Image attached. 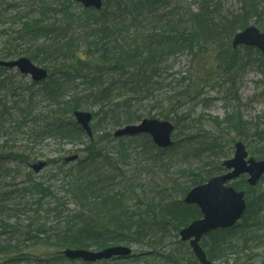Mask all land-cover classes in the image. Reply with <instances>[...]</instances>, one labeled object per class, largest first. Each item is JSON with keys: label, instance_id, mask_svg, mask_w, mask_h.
I'll return each instance as SVG.
<instances>
[{"label": "trees", "instance_id": "trees-1", "mask_svg": "<svg viewBox=\"0 0 264 264\" xmlns=\"http://www.w3.org/2000/svg\"><path fill=\"white\" fill-rule=\"evenodd\" d=\"M45 1L41 0L40 9L31 18L22 15L16 5L8 6L12 13L9 19L13 22L12 28L0 31V41H3L0 45V59H15L26 55L31 61L50 71L49 78L36 94L30 95L27 104L30 112H33V108H36L33 97L40 95L44 100L58 104V109L51 117L37 115L30 124L36 126L32 129L33 134L37 129L41 137L51 136L62 142L85 136L77 123L61 118L65 113L74 114L77 110L95 107L92 112L97 124L93 126V131H98L99 126L111 118L118 121L115 123L116 127L133 122L135 114L127 106L128 102L123 104L122 100L117 103L112 99L113 85L106 84V76L118 75L124 89L130 87V98L150 97L161 86L158 82L160 72L169 57L183 51L191 54L201 51L209 42H221L215 60L219 64L218 69L228 70L237 65L235 60L239 54L231 48V39L237 32L248 27L254 18L257 19V24H260L261 18L264 19V6L262 11L259 8L264 0H244L245 12L238 18L216 14L220 11L219 1L204 0L198 13L187 11L186 20L178 12V6L167 10L169 0H107L101 12L83 10L70 0H54L55 3L51 6ZM112 4L113 11L110 12ZM73 7L80 8L81 12L76 13ZM211 7L217 17L214 21L210 18ZM126 10L137 18L116 32L109 25L110 19H119L117 11ZM73 27L82 30L84 37H77L76 33L67 37L68 30ZM21 43H24L25 48L22 51L19 50ZM246 51L254 52L250 48H246ZM255 53L262 62L260 52L256 50ZM5 72L7 70H0V96L9 88ZM36 87L37 84L34 83L29 91ZM80 88H85V92H80ZM66 90L73 91L74 95L68 97ZM174 106L175 104H168L167 108ZM7 108L9 109L8 105L0 100V135L7 132L3 125ZM163 119L168 117L164 116ZM25 120L28 118L25 117L22 121ZM234 121L228 118L226 123L233 124ZM215 123L220 125L218 119ZM230 127L236 132L233 125ZM109 137L111 141L112 135ZM104 141H107L104 137L96 138L94 135L93 138H88L83 151L86 154L84 159L69 168L55 165L58 167L57 173L54 172L51 177L58 180L59 175H62L60 190L66 196L52 191V188L45 187L34 178L28 181V189L37 197L32 206H36L38 221L37 227L31 224L26 230H22L23 236L20 238L32 246H48L56 250L55 257L34 259L35 262L77 264L65 260L62 250H104L119 245L144 244L155 255L143 257L144 260L140 255L127 263L112 261L103 264H198L189 246L180 243L187 247L180 246L166 253L163 245L168 227L178 234L189 223L201 218L200 211L194 206H186L182 200L163 202L136 195L135 189L131 190L121 183L120 177L114 173L117 167L111 166L113 158L106 155L108 149ZM168 152L170 150L160 151V154ZM200 152V149H196L195 153ZM255 155L264 159V151ZM217 170H221L219 165ZM216 173L217 171L208 172L206 177L199 174L193 185L204 184ZM263 183L264 178L255 188H249L244 180L234 184L238 190L247 192V212L241 223L231 230L213 232L203 241L202 245L211 261L222 256L240 258L264 245V189H260ZM188 190L187 188L186 194ZM7 227H3L5 234ZM208 242L210 244L207 245ZM15 243L14 246L11 243L1 244L0 255L9 257L22 254L29 262L36 256L32 252L19 253L21 241ZM182 249H187L185 254H188V258L181 254Z\"/></svg>", "mask_w": 264, "mask_h": 264}, {"label": "rangeland", "instance_id": "rangeland-1", "mask_svg": "<svg viewBox=\"0 0 264 264\" xmlns=\"http://www.w3.org/2000/svg\"><path fill=\"white\" fill-rule=\"evenodd\" d=\"M106 1L104 0V3ZM215 1L220 3V11L216 14L221 16L238 18L245 12L244 0ZM45 2L48 6L55 3L54 0ZM169 2L167 10L178 6V12L184 15L185 20L188 19L187 11L191 10L196 14L204 4V0H169ZM10 4L16 5L22 15L31 18L32 14L40 9L41 0H0V31L12 28L13 21L9 19L12 14L8 7ZM113 5L110 7V12L113 11ZM263 6V3L259 4L261 11ZM73 10L78 14L81 12L78 7H73ZM117 13L119 19L112 18L109 24L116 32L121 31V28H125L129 21H135L137 18L128 10L117 11ZM214 16L215 10L211 7V21H214V18L217 19ZM255 23H257L256 18L250 24ZM255 25L264 32L263 18L260 24ZM82 32L79 28L73 27L70 31L68 30L67 37L74 36L75 33L77 37H84ZM209 43L201 51H194L192 54L183 51L169 57L160 72L161 77L158 82L161 86H158L159 88L150 97L130 98L132 97L130 87L124 89L118 75H108L105 78L107 85H113L112 99L117 103L122 100L123 104L128 102L127 106L129 105L135 116L131 124H123L121 127H116L115 123L118 121H113L111 118L110 121L99 126L98 131H94L95 137H104L107 140L104 141L108 149L106 155L113 158L111 166L117 167L114 173L120 177L121 183L131 190L135 189L136 195L140 197L147 196L148 199L163 202L182 200L186 196L187 188L190 190L195 187L193 185L195 177L199 174L206 177L205 174L211 171H217L214 176L224 173L221 170L219 172L217 166L221 168L223 162L234 156V145L239 141L248 148L252 158L257 161L263 160L262 157L255 155L264 151V66L260 62V57L255 52H248L246 48L239 47L234 50L239 52L235 60L237 65L228 70H220L215 55L221 42ZM1 44L3 41H0ZM19 45H21L20 51L25 49L24 43ZM41 67L44 68V66ZM4 77L9 88L6 92H2L0 100H3L9 109H5V123H3L7 132L0 135V231L3 233V227H8L6 234L3 233L0 236V246L9 245V243L14 246L15 242L20 240L22 244L20 243L19 253L32 252L36 256L29 262L23 258L22 254L9 258L0 255V264H45L43 261L35 262L34 259L55 257V248L35 247L31 243L23 242L24 239L20 238L23 236L22 230H26L31 224L37 227L38 221L36 206H32L37 197L28 189V181L34 178L45 187L52 188V191L66 196L67 194L60 190V185L63 183L62 175H59L58 180L52 179L51 175L54 172L57 173L59 165L69 168L75 164L73 162L67 164L65 159L79 156L77 161L79 162L86 157L83 151L88 142V136L85 134L74 141L62 142L59 138L51 136L41 137L37 129L33 134L32 129L36 126L31 125L30 122L35 120L37 115L51 117L58 109V104L35 95L33 98L36 108L30 112L27 102L30 100V95L36 94L35 92L41 86L29 91L33 85L31 78L20 75L16 70L6 72ZM79 91L85 92V88H80ZM66 95L72 97L74 94L73 91L66 90ZM168 104H175V106L167 108ZM93 109L84 111H93ZM164 116L168 119H163ZM25 117L28 120L22 121ZM61 118L75 122L73 114L65 113L61 115ZM228 118L234 119V123H226ZM144 119L171 122L176 130L172 139L174 143L176 141L175 148L168 153L160 154L155 144L150 138L151 142L148 141L145 136H132L121 138V140L114 137L118 129L138 125ZM216 119L220 121V125H216ZM96 124L94 120L92 126ZM231 125L236 128V132L230 127ZM196 149H200L201 152L196 154ZM40 162H45L47 168L37 174L32 167ZM55 165L58 167L56 168ZM106 171L109 172V170ZM240 179L231 184L240 182ZM243 179L246 180L247 177ZM260 189H264V183ZM167 232L163 245L164 252H172L180 246L187 247L180 245V243L185 245L186 243L180 241V236L171 227H168ZM130 247L133 248L134 256L142 255L143 260L145 259L143 257L150 258V254L155 255L144 244ZM181 252L188 258V254H185L187 249H182ZM235 258V256H222L214 262L215 264H234ZM236 259L235 264H261L264 261V245ZM117 262L127 263L129 260ZM77 264L83 263L77 262Z\"/></svg>", "mask_w": 264, "mask_h": 264}, {"label": "water", "instance_id": "water-1", "mask_svg": "<svg viewBox=\"0 0 264 264\" xmlns=\"http://www.w3.org/2000/svg\"><path fill=\"white\" fill-rule=\"evenodd\" d=\"M86 9H103V0H72ZM239 46H248L258 48L263 55L264 60V34L256 27L245 29L239 33L233 40V49ZM9 69L17 68L21 74L29 75L33 82L41 83L47 78L48 72L36 67L26 58L17 61L0 62V67ZM76 122L81 126L83 131L89 137H93L91 123L93 115L88 112H78L75 114ZM174 132L173 126L167 121L159 120H144L140 125H131L115 133L116 139L121 137H132L135 135L147 134L151 136L152 141L160 149H167L173 145L171 135ZM236 153L234 159L225 162L223 166L227 170H234L227 175L215 177L209 180L208 184L198 186L188 192L184 203L192 206H197L202 218L199 221H194L188 228L183 229L179 236L183 242H189L192 247L194 256L197 257L200 264H214L208 259L200 241L212 231L219 229H230L235 226L246 212L247 204L244 200L245 192L239 193L233 187H226L230 180L239 178L242 174L249 176L248 184L251 187L256 186L264 175V160L257 162L254 158L248 159V152L242 142L235 145ZM78 157H70V161H77ZM45 168L44 163L38 164L34 171L36 173ZM132 255V249L129 247L115 246L106 248L103 251H88V250H65L64 256L69 260H81L88 263L97 261L110 260L112 258H127Z\"/></svg>", "mask_w": 264, "mask_h": 264}, {"label": "flooded vegetation", "instance_id": "flooded-vegetation-1", "mask_svg": "<svg viewBox=\"0 0 264 264\" xmlns=\"http://www.w3.org/2000/svg\"><path fill=\"white\" fill-rule=\"evenodd\" d=\"M9 257H10V256H9ZM9 257H8V258H9ZM8 263H10V261H9Z\"/></svg>", "mask_w": 264, "mask_h": 264}, {"label": "bare ground", "instance_id": "bare-ground-1", "mask_svg": "<svg viewBox=\"0 0 264 264\" xmlns=\"http://www.w3.org/2000/svg\"><path fill=\"white\" fill-rule=\"evenodd\" d=\"M235 148V147H234ZM236 149V148H235Z\"/></svg>", "mask_w": 264, "mask_h": 264}]
</instances>
